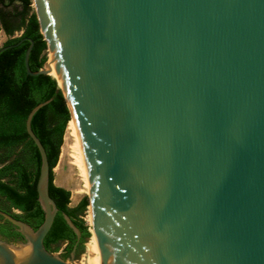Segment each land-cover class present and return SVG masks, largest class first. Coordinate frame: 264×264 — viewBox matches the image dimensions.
<instances>
[{
  "label": "water",
  "instance_id": "water-1",
  "mask_svg": "<svg viewBox=\"0 0 264 264\" xmlns=\"http://www.w3.org/2000/svg\"><path fill=\"white\" fill-rule=\"evenodd\" d=\"M81 144L100 264H264V0H31ZM51 76V75H50ZM39 155L33 229L0 264H70L42 240L57 211ZM73 231L79 230L62 215Z\"/></svg>",
  "mask_w": 264,
  "mask_h": 264
},
{
  "label": "trees",
  "instance_id": "trees-1",
  "mask_svg": "<svg viewBox=\"0 0 264 264\" xmlns=\"http://www.w3.org/2000/svg\"><path fill=\"white\" fill-rule=\"evenodd\" d=\"M30 3L31 0H0V30L7 36L1 46L15 44L21 38H30L32 46L27 64L31 71H35L46 58V46L38 32ZM15 32L20 33L13 36ZM28 44L29 41L23 39L0 51V197H3L0 206L4 205V212L29 224L33 229L43 219L35 193L39 155L25 133L24 121L31 107L46 101L30 119V128L41 143L48 163L47 193L57 208L42 244L48 252H54L61 243L67 242L59 256L62 259L69 256L75 234L65 223L62 217L65 214L80 232L74 254L76 258L82 252L83 243L92 236L90 227L80 219L86 209L87 199L84 195L74 206H69V192L52 183L51 173L65 127L71 119L54 78L47 74H26L23 55ZM27 166L30 168L29 173L25 172ZM12 205L19 206L22 213L11 212L9 207ZM13 229L7 221L0 223V239L24 241Z\"/></svg>",
  "mask_w": 264,
  "mask_h": 264
},
{
  "label": "rangeland",
  "instance_id": "rangeland-1",
  "mask_svg": "<svg viewBox=\"0 0 264 264\" xmlns=\"http://www.w3.org/2000/svg\"><path fill=\"white\" fill-rule=\"evenodd\" d=\"M30 9H32V4L30 3ZM19 35V32H15L13 36ZM7 39V36L0 30V46ZM45 55L47 56V49H45ZM70 130L65 127L62 142L59 147V152L57 155V160L55 165L51 168L52 173V183L56 186H60L69 192V206H74L84 195H86L87 188L85 186V179L78 166L77 162V145L73 137L69 135ZM80 219L85 225L89 226V213L86 207L84 213L80 216ZM89 231V229H88ZM90 228V234H91ZM91 236V235H90ZM63 243L60 244L57 251L52 252L55 255H59L62 251ZM99 254L96 239L92 233V236L83 243L82 252L73 259H67L70 264H86L88 255Z\"/></svg>",
  "mask_w": 264,
  "mask_h": 264
},
{
  "label": "bare ground",
  "instance_id": "bare-ground-1",
  "mask_svg": "<svg viewBox=\"0 0 264 264\" xmlns=\"http://www.w3.org/2000/svg\"><path fill=\"white\" fill-rule=\"evenodd\" d=\"M49 74L52 76V77H55L57 79V75L55 73V71L50 68L49 70ZM58 81V79H57ZM68 130H70V133H68L69 135H71V137H73L74 141L76 142V145H77V151H78V155H77V162H78V166L83 174V177H84V181H85V186L86 188H88V184H87V178H86V171H85V165H84V160H83V154H82V149H81V144H80V141H79V138H78V135H77V131H76V128H75V125L72 121V119L69 121L68 123ZM86 264H100V255L95 253V254H92L90 253L88 255V258H87V263Z\"/></svg>",
  "mask_w": 264,
  "mask_h": 264
},
{
  "label": "flooded vegetation",
  "instance_id": "flooded-vegetation-1",
  "mask_svg": "<svg viewBox=\"0 0 264 264\" xmlns=\"http://www.w3.org/2000/svg\"><path fill=\"white\" fill-rule=\"evenodd\" d=\"M3 33H4V32H3ZM19 33H20V32H19ZM4 34H5V33H4ZM5 35H6V34H5ZM29 171H30V168L27 166L26 169H25V172H26V173H29ZM2 199H3V197H0V201H1ZM36 202H37V201H36ZM6 204H8L7 201H6ZM3 206H4V205H1V206H0V210H1V211L4 210V209H2V208H4ZM9 208H10L9 210H10L11 212H13V213H17V214L22 213L21 210H20V207H19V206L12 205V206H10ZM27 211H31V210H27ZM3 212H4V211H3ZM13 230H14V229H13ZM1 240H2V239H1ZM66 243H67V242H63V246H64ZM73 245H75V249H76V245H77L76 237H75V240H74L73 244L71 245V248H72ZM70 250H71V249H70ZM56 251H57V250H56Z\"/></svg>",
  "mask_w": 264,
  "mask_h": 264
}]
</instances>
